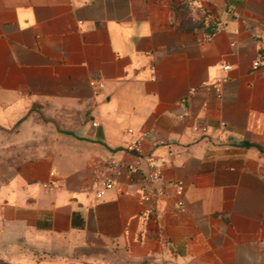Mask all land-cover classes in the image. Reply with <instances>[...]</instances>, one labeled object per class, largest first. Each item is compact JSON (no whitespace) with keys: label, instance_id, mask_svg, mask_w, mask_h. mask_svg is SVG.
Listing matches in <instances>:
<instances>
[{"label":"crops","instance_id":"0c3cea01","mask_svg":"<svg viewBox=\"0 0 264 264\" xmlns=\"http://www.w3.org/2000/svg\"><path fill=\"white\" fill-rule=\"evenodd\" d=\"M143 132L182 209L126 171L103 189ZM3 225L109 264H264V0H0Z\"/></svg>","mask_w":264,"mask_h":264},{"label":"rangeland","instance_id":"374dc122","mask_svg":"<svg viewBox=\"0 0 264 264\" xmlns=\"http://www.w3.org/2000/svg\"><path fill=\"white\" fill-rule=\"evenodd\" d=\"M8 139V136L3 135ZM41 259L89 261L101 259V264L119 261L112 246L74 245L68 238L48 236L15 225L0 228V264H31Z\"/></svg>","mask_w":264,"mask_h":264},{"label":"built area","instance_id":"2783aa9c","mask_svg":"<svg viewBox=\"0 0 264 264\" xmlns=\"http://www.w3.org/2000/svg\"><path fill=\"white\" fill-rule=\"evenodd\" d=\"M259 65V61L254 62V67ZM225 70L230 69V66L227 65L224 67ZM91 85L97 88H103L104 84L96 81H92ZM216 90L220 93L221 91V84L218 82L215 85ZM191 93L194 92V89L190 91ZM186 99L181 101V104L184 105ZM96 126L97 123L94 122ZM128 132L130 134L134 133L133 129H129ZM148 133L143 132L139 137L136 139L131 140L126 145V150L129 153H132L139 157L144 165H136L132 163H127L123 161H112L110 168L112 170V174L106 177L102 184L103 189H111L116 187L118 183V176L123 172L126 171L128 175V180L131 183L140 182L141 184V192L143 199L147 202L154 201L158 198V196L165 193V190L168 186H172L176 190V194L178 195L179 199L177 201L178 208L182 209L184 206V202L182 196L184 194L185 185L184 182L181 180H170L165 182L163 179V160L158 158L157 156L151 153H145L143 151V141L147 137ZM170 155H175V152L170 151ZM103 195V190L97 192V196L101 197Z\"/></svg>","mask_w":264,"mask_h":264}]
</instances>
